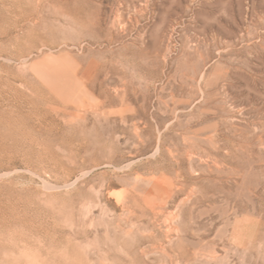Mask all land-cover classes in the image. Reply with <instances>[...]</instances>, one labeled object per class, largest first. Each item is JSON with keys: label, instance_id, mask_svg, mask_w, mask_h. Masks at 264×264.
Segmentation results:
<instances>
[{"label": "rangeland", "instance_id": "1", "mask_svg": "<svg viewBox=\"0 0 264 264\" xmlns=\"http://www.w3.org/2000/svg\"><path fill=\"white\" fill-rule=\"evenodd\" d=\"M0 264H264V0H0Z\"/></svg>", "mask_w": 264, "mask_h": 264}, {"label": "bare ground", "instance_id": "2", "mask_svg": "<svg viewBox=\"0 0 264 264\" xmlns=\"http://www.w3.org/2000/svg\"><path fill=\"white\" fill-rule=\"evenodd\" d=\"M184 167V166H183ZM187 170V169H186ZM186 178V177H185ZM136 196V195H135ZM132 203V202H131ZM137 208V207H136ZM125 210V209H124ZM132 212V211H131ZM179 235V234H178ZM172 239V238H171ZM242 244V243H241Z\"/></svg>", "mask_w": 264, "mask_h": 264}]
</instances>
